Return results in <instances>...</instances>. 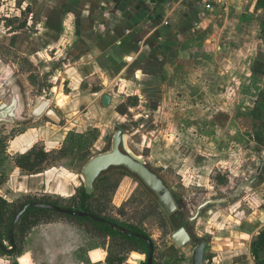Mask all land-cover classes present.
Wrapping results in <instances>:
<instances>
[{
	"label": "rangeland",
	"instance_id": "obj_1",
	"mask_svg": "<svg viewBox=\"0 0 264 264\" xmlns=\"http://www.w3.org/2000/svg\"><path fill=\"white\" fill-rule=\"evenodd\" d=\"M18 1H0V31L3 33L16 28L27 16L24 13L20 16L21 11L16 7ZM259 24L251 22L255 28H260ZM68 36L64 38L66 45L62 50L65 61L71 59L70 47L78 41L73 37L69 40ZM0 55L6 63L1 72V85L9 83L0 87V96L8 98L9 85H14L24 95L29 109L40 99H48L51 107L62 117L61 123L36 120L16 124L2 122L0 125V195L13 205L11 209L30 196L46 197L77 208L78 191L85 187L81 175L83 168L93 156L111 149L113 137L121 124L125 126L127 147L142 157L171 189L176 190L183 204L189 206L187 217L194 218L197 207L206 200L227 198L207 205L195 220L188 222L196 237L208 243L207 261L212 259L213 264H254L252 236L264 227L263 95L250 101L251 97L246 92L248 83L244 82L241 89L244 88L245 92L241 91L237 97L234 95L229 114L213 101L198 100L193 108L194 114L200 118L192 130L187 128L183 117L191 107L189 102L177 101L180 113L177 121L182 122L178 132L170 128L151 131L150 127L144 130L140 124L151 118L158 123L160 119L172 121L176 117L174 113L169 115L168 104L163 105L164 116L158 119V114L151 112L146 103L136 104L135 96L125 93L127 88L122 82H119L121 85L110 86L103 84L99 75L65 78L64 74L56 80L57 84L51 83L54 69H41L40 65L6 46L0 45ZM53 56L55 58L56 55ZM240 78H245L242 73ZM253 89L256 93L263 91L262 86ZM64 93L69 97H64ZM106 93L111 96L108 106H104L102 100ZM72 98L79 99L72 101ZM89 131L92 132L88 134ZM71 132L86 134L84 142L87 141L81 148L70 140L65 142ZM29 140L30 143L25 144ZM33 148L46 151L47 156L30 170L16 161L18 156ZM46 172V176L41 178L47 182L45 190L38 187L29 189V177ZM111 174L109 186L101 187L102 193L99 194L103 196L98 195L97 206L91 199L93 209L140 224L152 235L157 259L161 263L191 264L195 245L174 248L171 236L175 230L165 225L164 210L143 192L145 188L139 181L121 171ZM60 230V239L66 243L74 238L70 245H66L70 251L56 255V259L64 261L63 264H90L87 258L90 248L99 246L107 249L108 239L95 238L85 222L56 216L48 224L47 231L57 233ZM28 234L17 242L21 254L0 253V264H23L21 259L24 264L29 263L28 257L19 259L28 243ZM4 238L5 245L10 248L9 241ZM102 252L101 249L94 251L93 258H103L105 253ZM136 257V254L127 256L126 263L138 264Z\"/></svg>",
	"mask_w": 264,
	"mask_h": 264
},
{
	"label": "crops",
	"instance_id": "obj_2",
	"mask_svg": "<svg viewBox=\"0 0 264 264\" xmlns=\"http://www.w3.org/2000/svg\"><path fill=\"white\" fill-rule=\"evenodd\" d=\"M256 4L257 0H19L20 16H27L11 31H0V45L41 69H54L51 83L57 84L64 74L65 78L99 75L110 86L122 82L125 93L133 94L137 104L146 103L158 119L164 116L163 105L168 104L169 115L176 117L158 123L151 118L140 124L144 130L178 132L182 122L177 121L176 102H189L191 107L183 117L192 130L200 118L193 108L198 100L213 101L229 114L235 96L245 92L241 89L245 83L250 101L264 96V8ZM28 6L30 13H26ZM252 21L260 22V28L251 26ZM66 36L78 39L70 47L67 61L62 52ZM4 65L0 55V74ZM241 73L245 78H240ZM8 84L0 83V87ZM9 86L8 98L0 96V104L14 105L12 122L49 120L31 115L42 99L29 109L24 95L16 86ZM258 86L263 91L256 93L253 87ZM46 174L30 176L29 189L43 190L47 182L41 178ZM46 229L42 225L32 229L19 259L28 257V264L58 261L56 240L43 245Z\"/></svg>",
	"mask_w": 264,
	"mask_h": 264
},
{
	"label": "water",
	"instance_id": "obj_3",
	"mask_svg": "<svg viewBox=\"0 0 264 264\" xmlns=\"http://www.w3.org/2000/svg\"><path fill=\"white\" fill-rule=\"evenodd\" d=\"M103 105L108 106L111 103V96L109 94H104L102 97ZM14 109V105H8L7 103L0 104V124L2 122H12L10 118L11 111ZM33 117H47L54 123H61L60 115L50 106V101L48 99H42L38 105L31 112ZM123 169L130 175L138 179L146 189L152 194V196L160 203L162 208L167 214H172L177 209L176 199L167 185L165 180L156 172L154 169L148 165V163L140 156L136 155L129 147L126 145V134L124 130L118 129L113 137L112 147L109 151L97 154L93 156L85 165L82 170V178L85 183V190L88 195H92L96 191V184L99 178L112 169ZM220 200H208L203 203L199 209L205 206L207 203L218 202ZM29 207L44 208L57 211L59 213L68 214L76 217H90L96 221H104L102 218L93 215L91 213L70 209L58 205L48 204V203H29L22 207L20 211L14 217L10 228H9V243L10 248H6L4 242L0 240V249L7 253H11L16 248L15 243V226L18 223L21 216L26 212ZM112 228H118L122 232L126 230L116 224L111 225ZM139 238H144L150 246L149 258L147 264H153V243L149 237L143 236L136 233ZM172 239L178 247L183 246L187 243L191 237L187 230L182 227L178 231L172 234ZM204 248L205 243H202L194 255V264H204ZM21 262H24L21 259Z\"/></svg>",
	"mask_w": 264,
	"mask_h": 264
},
{
	"label": "flooded vegetation",
	"instance_id": "obj_4",
	"mask_svg": "<svg viewBox=\"0 0 264 264\" xmlns=\"http://www.w3.org/2000/svg\"><path fill=\"white\" fill-rule=\"evenodd\" d=\"M1 76H2V74H0V81L2 80ZM50 106H51V104H50ZM61 122H62V117H61ZM119 129H122L125 132V126H123L121 124L119 126ZM260 169H261V167H260ZM260 169H259V171H260ZM113 171L114 172L115 171L123 172L124 170L123 169H119V168L112 169V170L108 171L107 173H105L104 175H102L99 178V180L97 181V184H96V191H95V193H93V197H92L94 199V204L96 206L98 204V199L97 198H98L99 193L101 192V187L102 186H105V187L109 186V184H110L109 178H111V176H112L111 173ZM109 174H111V175L109 176ZM125 175L129 176V177H132V178H135L134 176H132L130 174H125ZM136 180H138V179L136 178ZM139 183L145 188L143 190V192H145L147 194V196H149L155 202V204L158 203L160 205V203L152 196V194L146 189V187L140 181H139ZM171 191H172V193L174 195V198L176 199L177 209H176V211L174 213L167 214L166 211L162 208L164 210V215H165V219L163 218L164 221L166 222L165 225H169L171 227V229H173L175 231H178L180 228L184 227L187 230V232L189 233L190 237H191V239L187 243H185L181 247H178L176 245V243L173 241L172 236H171L174 248L175 249L176 248L177 249H181V248H183V247H185V246H187L189 244L195 245V247L193 249V253H192V259H191V264H194L195 251L197 250V248L202 243H205L204 264H213L212 261H211L212 259H208V261H207V257L208 256H207L206 251H207L208 243L206 242L205 239H201V238H197L196 237V232L192 231V229L190 228L188 222H192L193 220H195L200 215L201 210L204 209L207 205L212 204V203H216V202L207 203L205 206H203V207H201L199 209V207L203 203L208 201V200H206L203 203H201L196 209V213H195V217H194L195 219H194L192 217H187V215H188V213H187L188 210L187 209L189 208V206L187 204L186 205L183 204V200H182L181 196L176 193L175 189H171ZM226 200H227V198H224V199H222L220 201H226ZM220 201H218V202H220ZM95 211L98 213L97 209H95ZM183 211L185 212V214L183 213V215H182L181 212H183ZM96 216H98V217H100V218H102L104 220V221H98V222H103V223H105V224H107L109 226H111L112 224H116V225L124 228L126 230V232H122L118 228H113V229H117L118 231H120L121 233L125 234L126 236L114 235V234H111L109 231H107L106 233L102 234V233H100L98 231L97 226H95V225L92 226V234L94 235L95 238L101 237V238H104L105 240L108 239V242H107V249L108 250L105 249L104 247L99 248V246L90 248L88 250V253H87V258H88L90 264H111L109 262V258H110V255H112V253H114L113 256L115 258H118V259L119 258H123V264H127L126 263V261H127L126 257L130 256L132 254L138 255V257L135 258V260L138 261V264H144V263L147 264L148 263V258H149V251H150L149 243L144 238H139L138 236H136V233L141 234V235L146 236V237H149L152 240L153 249H154V251H153V264H167V263H161L157 259L156 243H155L152 235H150L145 229H143V227L140 224L132 222V221H129V220H124L121 217H117L116 215H111V213H106V212L105 213H100V214H98ZM53 219L54 218H52V220H50L48 222H43V223H40L38 225L48 226V224H50V222L53 221ZM94 221H96V220H94ZM38 225H36V226H38ZM36 226H34L33 228H35ZM111 228H112V226H111ZM32 229L28 232L29 234L32 231ZM61 234H62V230H60L57 233L56 232L50 233V232L47 231V229L45 230V234H43V240H42L43 241V245L44 244H48V241L52 242L53 240H56L57 247L61 245V247L57 248L59 250V252L57 254L56 253L54 254L55 257L58 254L63 255L65 253H67L68 251H70V250H68L69 248H67L66 245L67 244L70 245V243L72 241H74V238H72V239H69V241L66 243L65 240H61L60 239ZM133 237H137L138 239H142L143 241H145V243L144 242H142V243L138 242ZM75 242H76V240H75ZM4 244H5V241H4ZM62 246H64V247H62ZM10 247H11V245H10ZM6 248H8V247L6 246ZM44 248L45 247L43 246V250H44ZM121 248H123V250H121ZM100 249H101V251H103L102 253H105V256L103 258H101V259H94L92 254L90 253V251L91 250L97 251V250H100ZM122 251H124V252L121 253ZM130 252H131V254H130ZM52 253L53 252H51V254H50L51 256H52ZM6 254H7V252H6ZM8 254H10V253H8ZM143 255H144V257H143ZM57 262H58V264H63L64 261L62 259H58ZM115 263L117 264V263H119V261L116 260ZM82 264H85V262H82Z\"/></svg>",
	"mask_w": 264,
	"mask_h": 264
},
{
	"label": "trees",
	"instance_id": "obj_5",
	"mask_svg": "<svg viewBox=\"0 0 264 264\" xmlns=\"http://www.w3.org/2000/svg\"><path fill=\"white\" fill-rule=\"evenodd\" d=\"M151 1L153 3L163 2V0H151ZM256 5L258 8H261V7L264 8V0H257ZM30 12H31V7L28 6L26 8V13H30ZM91 132L92 131H89L88 134ZM77 137H79V139H76ZM85 139H86V134L71 132V133H68V136L66 137L65 142L67 143L70 140L73 144H76L75 146L78 145L79 148H81L84 145V143H86L87 141L86 140L84 142ZM75 146H70V147L73 148ZM46 156H47L46 151H37L35 148H33L29 150L28 152L18 156L16 162L20 166L31 170L35 168L38 162H43ZM123 173L129 174L125 170L123 171ZM100 196L102 197L103 195H100ZM92 197H93V194L88 195L86 193L85 187H83L79 189L78 194H77V199H76L77 204H78L77 208H74L71 205L64 206L62 204H59L57 201H52L46 197L30 196L26 198L21 204L17 205V207L15 206L14 208L11 209L13 205L10 204L6 199H4L2 195H0V240L4 242L5 240L4 236H5L6 239L9 241V235H8L9 228H10V225L14 217L16 216V214L20 211L22 207H24L25 205L29 203H48V204L58 205V206H62V207L70 208V209L85 211L93 215H98L100 214L99 211L97 213L95 209H93L92 204L90 203ZM56 216H66V217L74 218L75 220H78L80 222H85L87 223L88 228H90L91 230H92V226L95 225L97 226L98 231L102 234L109 231L111 234H114V235L126 236L125 234L121 233L117 229H113L111 228V226L103 222L94 221L90 217H85V218L76 217L72 215L59 213L57 211L50 210V209L29 207L26 210V212L21 216V218L19 219L18 223L15 226L16 249L10 254L15 255V256L20 255L22 250L17 245V242H19L21 238H25L27 233L34 226L40 223H43V222H48ZM133 238L137 240L138 242L145 243V241H143L142 239H138L137 237H133ZM251 251H252L253 256L255 257V264H264V227L259 232L254 234L253 239H252V244H251ZM0 253L6 254V252H4L2 249H0ZM113 255L114 253H112V255H110V258H109V262L111 264H116L115 263L116 260L119 261V263L117 264H123V258L118 259V258H115Z\"/></svg>",
	"mask_w": 264,
	"mask_h": 264
},
{
	"label": "bare ground",
	"instance_id": "obj_6",
	"mask_svg": "<svg viewBox=\"0 0 264 264\" xmlns=\"http://www.w3.org/2000/svg\"><path fill=\"white\" fill-rule=\"evenodd\" d=\"M38 179H39V177H38Z\"/></svg>",
	"mask_w": 264,
	"mask_h": 264
}]
</instances>
